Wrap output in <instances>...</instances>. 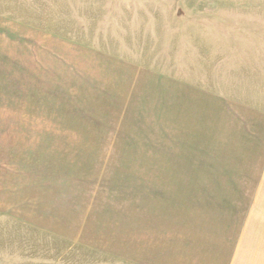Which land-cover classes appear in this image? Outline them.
Wrapping results in <instances>:
<instances>
[{"label": "rangeland", "instance_id": "obj_1", "mask_svg": "<svg viewBox=\"0 0 264 264\" xmlns=\"http://www.w3.org/2000/svg\"><path fill=\"white\" fill-rule=\"evenodd\" d=\"M0 264H264V0H0Z\"/></svg>", "mask_w": 264, "mask_h": 264}]
</instances>
